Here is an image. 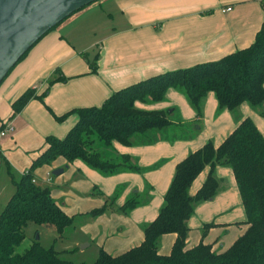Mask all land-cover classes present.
I'll return each mask as SVG.
<instances>
[{
  "label": "crops",
  "instance_id": "1",
  "mask_svg": "<svg viewBox=\"0 0 264 264\" xmlns=\"http://www.w3.org/2000/svg\"><path fill=\"white\" fill-rule=\"evenodd\" d=\"M262 1L264 0H100L86 6L63 21L66 22L64 25L62 22L57 26L58 29L48 32L39 40L2 81L0 126L5 125L7 118L11 120L7 124L10 126L12 122H19L20 125L24 121H31L29 118L34 109L33 100L14 119H10L11 103L27 89H35L38 95L47 89L46 80L54 73V69L47 63L54 52H68L65 64L59 63L63 65L65 75L71 80L75 79L66 81V84L52 85L45 97L53 113L60 117L73 109L99 107L112 93L150 77L214 62L248 47L264 22ZM227 7L230 11H225ZM110 20L117 23L113 28H110ZM74 32L84 38H92L93 41L88 44L82 42L78 47H71L62 41L70 38ZM89 53L98 54L95 74L90 72L84 59L87 56L88 61L93 62V59L88 58ZM74 82L84 85L83 96H72L64 91ZM59 91L63 93L60 95ZM56 96L59 97V102L54 104ZM188 104L173 89L166 92L164 101L135 104L136 108L145 111H165L172 108L170 113L177 110L182 117L180 121H174L168 116L171 122L168 128L134 136L129 146L112 144L118 154L130 158L131 163L138 167L137 172L125 171L103 177L87 170L77 161L68 164L63 158L56 159L49 167L41 168L46 173L48 183H52V177H61L71 166H77L76 169L81 172H88L96 177L95 180H88V189L91 191L96 188L103 196L93 199L94 202L91 201L90 204L92 208L85 209L82 214L101 208L105 198L115 199L116 191L121 193L113 202L112 207L116 208L121 207L132 194L138 196L141 204L128 213L106 210L94 220L99 221V250L103 249L106 253L117 256L142 243L143 229L156 218L174 176L175 167L187 155L208 142L218 147L245 118L255 124L264 138V117L246 103L241 104L235 112L219 109L214 94L208 93L203 101L200 120H197L195 111ZM39 113H42L41 109ZM76 122L77 116L74 114L60 125L49 122L38 133V145H42V139L47 136L64 138ZM4 136H0V143H3L1 138ZM12 136V139L15 138L16 132L12 131ZM43 149L44 143L36 149V153L30 155L29 164L22 173ZM37 170L34 172L36 183L39 181L36 178ZM55 170H62V173L54 176L52 172ZM208 172L209 167H205L193 181L189 188L191 196L202 187ZM214 175L219 181L218 192L213 199L195 207L187 222L189 232L185 242L186 250L203 243L211 245L214 251L221 252L246 230L245 225L237 224L245 222L246 216L232 170L217 166ZM59 187H52V198V193L59 190ZM62 206L67 216L76 215L65 204ZM210 223L216 226L203 236L202 227ZM85 227L94 228L92 224L83 228ZM175 239L174 234L162 236L159 239V255H169ZM84 240L91 239L86 236Z\"/></svg>",
  "mask_w": 264,
  "mask_h": 264
},
{
  "label": "trees",
  "instance_id": "2",
  "mask_svg": "<svg viewBox=\"0 0 264 264\" xmlns=\"http://www.w3.org/2000/svg\"><path fill=\"white\" fill-rule=\"evenodd\" d=\"M261 4L264 10V1ZM97 59L98 54L93 62L85 57L92 74L96 73ZM54 74L58 75L53 77ZM53 75L42 94L27 89L11 103L10 119L31 100L42 102L53 84L67 81L57 71ZM170 89L183 93L197 120L202 117L203 101L208 93L214 94L219 109L235 112L246 103L264 117V110H259L264 105V22L253 43L246 48L214 62L165 72L132 84L112 93L99 107L77 108L54 117L61 122L74 114L77 122L62 139L47 136L43 151L32 160L20 179L13 181L15 192L0 213V264H86L65 260L52 246L45 248L39 241H34L21 254L15 252L25 240L28 223L52 225L59 237L74 223V217L67 216L63 206L52 198L51 189L36 183L34 172L51 166L58 158L68 164L80 161L103 176L139 171L130 158L118 154L112 144L129 146L134 136L168 128L171 122L165 111L140 110L135 104L160 102ZM4 127L0 126V132ZM99 145L104 152L97 151ZM217 166L232 170L246 216L245 222L237 224L245 225L246 230L221 252L203 243L186 250L187 222L195 207L213 199L218 192L219 181L214 175ZM205 167H209L207 178L191 196L189 188ZM91 195L103 196L96 193V189ZM137 198L134 195L117 210L128 213L137 208L141 204ZM114 200L105 198L101 208L86 215L96 218L104 214ZM215 226L214 223L204 225L202 235ZM167 234L176 235V239L169 255L161 256L159 239ZM143 235L139 246L117 256L100 249L92 264H264V138L249 118L241 120L218 147L208 142L176 165L163 205L156 218L143 229Z\"/></svg>",
  "mask_w": 264,
  "mask_h": 264
},
{
  "label": "rangeland",
  "instance_id": "3",
  "mask_svg": "<svg viewBox=\"0 0 264 264\" xmlns=\"http://www.w3.org/2000/svg\"><path fill=\"white\" fill-rule=\"evenodd\" d=\"M65 23L66 22H63L62 25H64ZM116 24V22L110 20V28H113L114 26H116ZM58 28L59 27H56L52 31H55ZM62 41L71 47H78L82 42L84 44H88L89 42L93 41V39L84 38L83 36H79L78 33L74 32L72 35H70V38H66ZM67 53L68 52L64 53L62 51L52 53L51 57L49 58L50 62H48L47 64L54 69V72L57 71L59 74L67 78L68 82L69 80L73 81L75 79H69L62 69L63 65L59 63H64L67 60ZM80 57L83 59L82 56ZM88 58L89 60L94 59L95 55L89 53ZM57 75L58 74H54L53 77H56ZM83 86V84L74 82L70 84L64 91L72 96H83ZM175 91L180 93L185 98L187 103H189L180 90ZM62 93L63 91H59L60 95ZM46 99L47 98H44L42 102L39 100H33L35 103L34 106H32L34 107V109H32V117L29 118L27 116L31 121H24L23 123H20V125H18L19 122H17L16 124L12 122V131L16 132L17 134L15 138H11L13 137L12 131L10 133H5L6 135L1 138L3 143H0V213L4 210L6 203L15 192L13 181H18L20 179L22 171L29 164L31 158L30 155L36 153V149L42 146L44 143L43 138L42 145L41 143H39L38 145L37 136L40 129L47 127L49 125V122L54 125H60L67 119L65 118L63 121L57 122L54 118L57 116L53 113L54 111L47 104ZM164 100L165 97L162 101ZM58 102L59 97L56 96L53 103L56 104ZM178 106L181 107L179 104ZM39 109L42 110L41 114L39 113ZM171 110L172 108L165 109V112L168 113L169 119L180 121L182 117H180L178 111L174 110L172 111V113H170ZM259 110L263 111L264 105ZM237 114L238 112L234 113V115ZM15 117H17V115ZM10 121L11 120H9L8 118L5 119V127ZM4 128L2 130H4ZM96 148L97 151L104 152L103 148L100 145ZM77 163L85 167L87 170L97 175L103 176L99 172L86 167L82 162L77 161ZM41 168H39L36 172V178L39 180L37 184L42 187H49L50 189H52V187L54 186H60L59 190L56 189L52 193L53 199L61 205L65 204V206H67L70 211L76 212V215L74 216V223L71 227L65 229L62 237L58 236L55 227L52 225H38L35 223H28L24 230L26 236L25 240L18 247H16L15 252L21 254L26 249H28L34 241H39V243L45 248H49L52 246L56 251L61 253L62 258L65 260L72 261L74 263L83 262L86 264H92L96 260L99 252V221H94L97 217L91 218L86 214H82V212H84L85 209L89 210L90 208H92L90 207L91 201H93V199L97 200V197L99 198V196L91 195L93 189L96 188L91 189V191L90 189H88V185H90V182L88 180H90V178L95 180L96 177L92 174H88V172H81L79 169H76L78 168L77 166H71L68 170L64 171L61 177H52V183H48L46 181V173ZM97 192L99 191L96 189V193ZM120 194L121 193L119 191H116L115 201L116 198L120 196ZM133 195L134 194H132L130 197H132ZM108 210L116 213L118 212L116 207H111ZM91 224L94 228H83L85 225ZM86 236H88L91 240L85 241L84 238H86Z\"/></svg>",
  "mask_w": 264,
  "mask_h": 264
},
{
  "label": "water",
  "instance_id": "4",
  "mask_svg": "<svg viewBox=\"0 0 264 264\" xmlns=\"http://www.w3.org/2000/svg\"><path fill=\"white\" fill-rule=\"evenodd\" d=\"M100 0H0V84L18 61L62 21ZM62 170L52 172L58 176Z\"/></svg>",
  "mask_w": 264,
  "mask_h": 264
},
{
  "label": "built area",
  "instance_id": "5",
  "mask_svg": "<svg viewBox=\"0 0 264 264\" xmlns=\"http://www.w3.org/2000/svg\"><path fill=\"white\" fill-rule=\"evenodd\" d=\"M225 11H230V8L229 7H227L226 9H225ZM12 131V127L10 126V125H7L5 128H4V130H2L1 132H0V136H4L5 135V133H10Z\"/></svg>",
  "mask_w": 264,
  "mask_h": 264
}]
</instances>
